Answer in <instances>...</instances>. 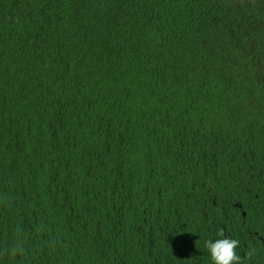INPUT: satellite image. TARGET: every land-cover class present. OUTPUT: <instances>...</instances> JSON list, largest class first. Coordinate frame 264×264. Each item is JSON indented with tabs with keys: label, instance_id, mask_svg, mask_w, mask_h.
I'll use <instances>...</instances> for the list:
<instances>
[{
	"label": "trees",
	"instance_id": "trees-1",
	"mask_svg": "<svg viewBox=\"0 0 264 264\" xmlns=\"http://www.w3.org/2000/svg\"><path fill=\"white\" fill-rule=\"evenodd\" d=\"M264 264V0H0V264Z\"/></svg>",
	"mask_w": 264,
	"mask_h": 264
},
{
	"label": "clouds",
	"instance_id": "clouds-1",
	"mask_svg": "<svg viewBox=\"0 0 264 264\" xmlns=\"http://www.w3.org/2000/svg\"><path fill=\"white\" fill-rule=\"evenodd\" d=\"M218 236L221 238L206 241L205 247L208 250L212 264H244L245 259H250L255 254V249L247 252L246 257L237 253L240 245L238 239L225 237L223 230H218Z\"/></svg>",
	"mask_w": 264,
	"mask_h": 264
}]
</instances>
